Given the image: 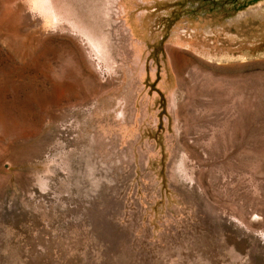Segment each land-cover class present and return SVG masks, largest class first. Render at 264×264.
I'll use <instances>...</instances> for the list:
<instances>
[{
  "label": "rangeland",
  "instance_id": "rangeland-1",
  "mask_svg": "<svg viewBox=\"0 0 264 264\" xmlns=\"http://www.w3.org/2000/svg\"><path fill=\"white\" fill-rule=\"evenodd\" d=\"M0 264H264V0H0Z\"/></svg>",
  "mask_w": 264,
  "mask_h": 264
},
{
  "label": "bare ground",
  "instance_id": "bare-ground-1",
  "mask_svg": "<svg viewBox=\"0 0 264 264\" xmlns=\"http://www.w3.org/2000/svg\"><path fill=\"white\" fill-rule=\"evenodd\" d=\"M96 52V51H95Z\"/></svg>",
  "mask_w": 264,
  "mask_h": 264
}]
</instances>
